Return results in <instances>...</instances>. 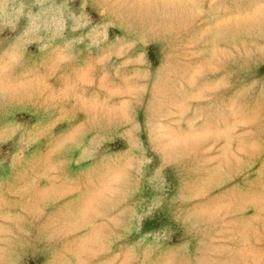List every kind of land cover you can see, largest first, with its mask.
Listing matches in <instances>:
<instances>
[{"label": "rangeland", "instance_id": "1", "mask_svg": "<svg viewBox=\"0 0 264 264\" xmlns=\"http://www.w3.org/2000/svg\"><path fill=\"white\" fill-rule=\"evenodd\" d=\"M264 264V0H0V259Z\"/></svg>", "mask_w": 264, "mask_h": 264}, {"label": "clouds", "instance_id": "2", "mask_svg": "<svg viewBox=\"0 0 264 264\" xmlns=\"http://www.w3.org/2000/svg\"><path fill=\"white\" fill-rule=\"evenodd\" d=\"M0 264H17L15 260H3L0 259ZM139 264H166L163 260H150L145 258L143 261H140Z\"/></svg>", "mask_w": 264, "mask_h": 264}]
</instances>
